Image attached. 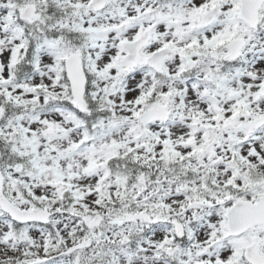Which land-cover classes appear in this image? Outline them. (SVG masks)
<instances>
[{"label": "snow or ice", "instance_id": "snow-or-ice-1", "mask_svg": "<svg viewBox=\"0 0 264 264\" xmlns=\"http://www.w3.org/2000/svg\"><path fill=\"white\" fill-rule=\"evenodd\" d=\"M0 264H264V0H0Z\"/></svg>", "mask_w": 264, "mask_h": 264}]
</instances>
